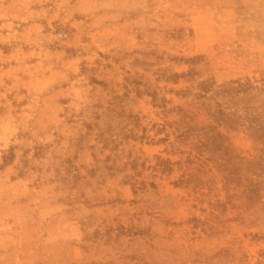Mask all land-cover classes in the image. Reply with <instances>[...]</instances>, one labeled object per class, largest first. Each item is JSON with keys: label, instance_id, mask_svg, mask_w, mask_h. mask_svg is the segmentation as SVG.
<instances>
[{"label": "rangeland", "instance_id": "rangeland-1", "mask_svg": "<svg viewBox=\"0 0 264 264\" xmlns=\"http://www.w3.org/2000/svg\"><path fill=\"white\" fill-rule=\"evenodd\" d=\"M0 264H264V0H0Z\"/></svg>", "mask_w": 264, "mask_h": 264}]
</instances>
